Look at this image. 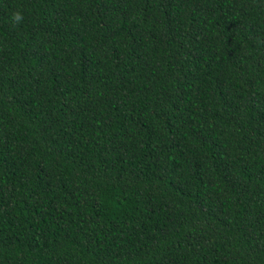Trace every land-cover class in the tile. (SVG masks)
I'll use <instances>...</instances> for the list:
<instances>
[{"label": "trees", "instance_id": "obj_1", "mask_svg": "<svg viewBox=\"0 0 264 264\" xmlns=\"http://www.w3.org/2000/svg\"><path fill=\"white\" fill-rule=\"evenodd\" d=\"M0 264H264V0H0Z\"/></svg>", "mask_w": 264, "mask_h": 264}, {"label": "clouds", "instance_id": "obj_2", "mask_svg": "<svg viewBox=\"0 0 264 264\" xmlns=\"http://www.w3.org/2000/svg\"><path fill=\"white\" fill-rule=\"evenodd\" d=\"M13 20L16 21V22H19L20 20H22L21 13H19V12L15 13L14 16H13Z\"/></svg>", "mask_w": 264, "mask_h": 264}]
</instances>
